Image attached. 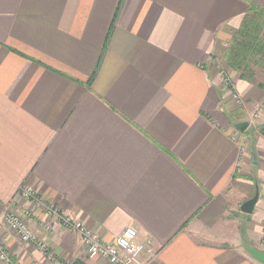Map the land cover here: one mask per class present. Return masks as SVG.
<instances>
[{
  "label": "crops",
  "instance_id": "1",
  "mask_svg": "<svg viewBox=\"0 0 264 264\" xmlns=\"http://www.w3.org/2000/svg\"><path fill=\"white\" fill-rule=\"evenodd\" d=\"M120 2L0 0L10 264H49L1 222L23 207L41 217L16 202L23 184L104 242L134 226L154 242L144 264H262L250 248L264 252V71L251 81L217 62L264 0ZM245 120L244 132L233 125ZM257 187L254 212L243 213ZM33 227L63 264H110L88 258L77 232Z\"/></svg>",
  "mask_w": 264,
  "mask_h": 264
},
{
  "label": "built area",
  "instance_id": "2",
  "mask_svg": "<svg viewBox=\"0 0 264 264\" xmlns=\"http://www.w3.org/2000/svg\"><path fill=\"white\" fill-rule=\"evenodd\" d=\"M233 97L234 102L237 104L241 103V106L244 104L243 99L236 92ZM257 115V113L254 114L255 118ZM16 202L33 204L34 208L41 212L37 216L41 217H38V219L28 209L23 207L18 212L7 210L3 214L1 222L6 226V230L17 236L22 243L34 245L41 252L42 259L49 264L63 263L57 258L49 241L44 237L38 236L33 225L46 234L51 232L57 225L79 233L88 258L105 259L110 264H144L142 256L146 252L150 254L155 252L153 240L151 238L140 240L137 229L132 225L125 227L113 242L102 241L96 232L87 228L82 222L74 221L70 216L62 213L54 204L46 203L30 185L23 184L20 187ZM0 261L4 264L11 263L10 253L1 241Z\"/></svg>",
  "mask_w": 264,
  "mask_h": 264
},
{
  "label": "trees",
  "instance_id": "3",
  "mask_svg": "<svg viewBox=\"0 0 264 264\" xmlns=\"http://www.w3.org/2000/svg\"><path fill=\"white\" fill-rule=\"evenodd\" d=\"M121 0L120 3H122ZM120 9H117L115 19ZM228 64L241 72V77L254 80L248 73L251 65L264 71V8L252 5L241 28L231 39L226 51Z\"/></svg>",
  "mask_w": 264,
  "mask_h": 264
},
{
  "label": "water",
  "instance_id": "4",
  "mask_svg": "<svg viewBox=\"0 0 264 264\" xmlns=\"http://www.w3.org/2000/svg\"><path fill=\"white\" fill-rule=\"evenodd\" d=\"M233 125L240 131L244 132L250 125L249 121L233 122ZM257 161L256 155H254V162ZM260 198L259 188L257 187L255 195L243 202L241 205V211L246 214H252L256 208V205ZM250 253L257 261L264 264V252L257 250L255 248H250Z\"/></svg>",
  "mask_w": 264,
  "mask_h": 264
},
{
  "label": "rangeland",
  "instance_id": "5",
  "mask_svg": "<svg viewBox=\"0 0 264 264\" xmlns=\"http://www.w3.org/2000/svg\"><path fill=\"white\" fill-rule=\"evenodd\" d=\"M221 57H222V58L218 60L217 64L220 66L219 70H222V74H223V73H224V70H223V64L226 65V63H227V62H226V61H227V60H226V54H225L224 51H223V53L221 54ZM227 64H228V63H227ZM254 68H259V69H260V67H256L255 65L252 64V65H251V69L248 71V73L253 74V73H252V70H253ZM252 78H254V80H255V77H252ZM250 80H251V79H250ZM254 80H251V81H254ZM225 81L227 82V84H226V85H227V89L230 90V88H231V82H232V77H231L230 73H228V74L225 73ZM233 98H234V97H233ZM233 100H234V99H233ZM234 101H235V100H234ZM243 101H244V100H243ZM235 104H236L238 107H241V103H240V104H239V103L237 104V103L235 102ZM243 105H244V104H243ZM243 105H242V106H243ZM250 118H251V119H250ZM250 118H249V119H250L251 121H254V119H257V117L255 118L254 114H252V115L250 116ZM249 119H248V120H249ZM252 119H253V120H252ZM250 120H249V121H250ZM245 121H247V120H245ZM254 122H255V121H254ZM254 122H253V124L255 125L256 122H255V123H254ZM246 147L249 148V147H250V143H248ZM251 159H252V155H251ZM243 216H244V215H243Z\"/></svg>",
  "mask_w": 264,
  "mask_h": 264
}]
</instances>
